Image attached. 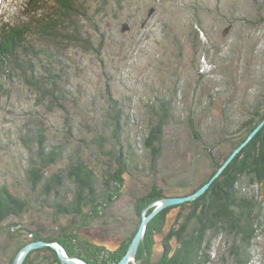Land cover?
Returning a JSON list of instances; mask_svg holds the SVG:
<instances>
[{
  "label": "rangeland",
  "instance_id": "rangeland-1",
  "mask_svg": "<svg viewBox=\"0 0 264 264\" xmlns=\"http://www.w3.org/2000/svg\"><path fill=\"white\" fill-rule=\"evenodd\" d=\"M123 1L118 9L115 0H78L79 14L73 20L80 32L77 36L86 44L81 41L73 46L65 39L52 42L33 35L34 56L42 60L40 64L32 60L34 68L39 67L32 81L46 74L42 53H53L51 68L63 72L59 86L63 92H54L57 99L28 86L22 77H5L7 91L0 92V186L30 199L32 205L22 220L7 224L52 235L57 226L70 222L55 217L50 208L41 209V189L34 192L28 183L26 172L35 156L39 130L47 138V150L55 145L65 148L51 172L67 171L79 155L94 161L95 156L101 157L100 149L120 148L126 151L127 172L119 196L98 216L77 220L76 230L80 239L116 252L137 228L136 199L152 187L170 195L190 193L211 172L212 162L204 149L210 148L213 160H218L231 147L235 130L258 106L264 92V0ZM27 2L0 0V26L25 22ZM53 8L48 2L39 14L53 12ZM123 25L128 30L122 32ZM259 108L264 110V106ZM160 118L166 123L158 143L160 152L153 160L143 142ZM95 167L99 176L101 160H95ZM239 189L260 213L250 264H264V190L246 181ZM73 192L67 183L61 197L71 199ZM54 197L52 192L49 201ZM154 203L143 209L141 217L152 214ZM180 213L179 208L170 211L161 231L151 234L148 224L159 213L153 216L134 259L127 264L140 260L156 264ZM190 226L194 228L193 223ZM207 240L212 245L208 264H235L229 237L210 233ZM167 245L175 247L172 235ZM12 247L10 256L17 248ZM70 258L87 264L79 257Z\"/></svg>",
  "mask_w": 264,
  "mask_h": 264
},
{
  "label": "trees",
  "instance_id": "trees-1",
  "mask_svg": "<svg viewBox=\"0 0 264 264\" xmlns=\"http://www.w3.org/2000/svg\"><path fill=\"white\" fill-rule=\"evenodd\" d=\"M115 1L118 9H121L124 1ZM48 2L53 4L54 11L39 14L42 6ZM77 4H79L78 0H28L24 14L25 22L13 26L9 24L0 26V92L7 91L3 87L4 79L8 81L14 75L22 77L28 86L50 98H55L54 92H63V89L59 88L62 82L60 80L62 68L56 70L60 75L54 72V67L51 68L54 66L51 63L53 53H42L45 56V62L41 66L47 67L46 74L37 77L35 82L32 81L39 71L38 65L34 68L35 63L32 60L37 61L38 64L42 60V57L34 56L36 54L32 47V39L33 35H36L52 42L65 39L74 44L73 46L81 41L86 44L82 37L77 36L80 32L74 25L73 19L79 14ZM259 99L258 106L235 130L237 134L231 140V147L221 153L218 160H213L210 148L204 149L206 156L212 162L211 172L190 193L180 196L170 195L157 187H152L146 196L136 199L134 213L138 219L137 228L132 233V238L130 237L127 243L121 244L116 252L80 239L76 230L78 229L77 220L98 216L99 212L108 209L119 196V191L123 187V175L127 172L124 159L126 151L123 152L120 148L116 150L113 147L107 148V151L100 149L101 157L95 156L94 161L83 159L79 155L73 163L69 164L67 171L51 172L50 169L56 167L61 161L65 148L62 145H55L47 150V138L43 130H39L35 135L37 137L35 156L31 159L26 172L28 183L34 192L41 189L40 194L43 198L39 199L40 202L38 201L41 209L50 208L55 217L69 218L70 222L66 226H57L52 235H46L41 229L34 230L18 224H7L12 219L22 220L29 213L32 205L30 199L12 192L6 185L0 186V264H13L16 253L32 242L58 243L68 256L79 257L87 264H117L132 242L141 222V213L146 206L164 198H182L196 193L212 180L231 154L264 122V110L259 108L264 106V92ZM58 107L62 108V105L58 104ZM165 123L166 119L160 118L149 129L143 142L153 160L160 152L158 143ZM114 126V129H117V124ZM190 129L194 132L195 127L191 125ZM196 137L199 139L198 136ZM98 159L103 165L102 172L98 173L99 176L95 172L97 170L95 160ZM244 181L249 186L262 187L264 190V123L199 198L165 208L148 224L151 234L160 232L166 221V214L173 209H181L182 213L177 215L178 218L170 229L169 236L164 239L163 252L156 264L211 263L212 245L207 240V235L210 233L227 236L232 240L230 248L235 250L232 254L235 264H250V250L260 227V213L253 206L254 204L250 203L251 200L241 193L239 187ZM67 183L72 185L74 192L71 199L64 200L61 192ZM52 192L55 199L50 202L49 197ZM184 209H188V213H184ZM191 223L194 224V228H191ZM170 235L176 241L174 248L167 245ZM74 241L77 245L73 243ZM12 246L17 248L10 256ZM98 252L101 253L98 255L101 259L94 260L93 256ZM139 258L137 256L136 259L139 261ZM23 264L61 263L54 250L43 247L30 253ZM139 264H146V262L140 260Z\"/></svg>",
  "mask_w": 264,
  "mask_h": 264
},
{
  "label": "water",
  "instance_id": "water-1",
  "mask_svg": "<svg viewBox=\"0 0 264 264\" xmlns=\"http://www.w3.org/2000/svg\"><path fill=\"white\" fill-rule=\"evenodd\" d=\"M128 30V26L127 25H123L122 27V32ZM264 123V122H263ZM263 123L255 129V131L249 136V138L247 139L246 142H244L240 147H238L232 154L231 156L225 161V163L222 165V167L219 169V171L214 175V177L212 178V180L207 183L206 185H204L202 188H200L196 193L192 194L191 196H187V197H182V198H164L161 199L159 201H156L154 203V205L156 206L155 210L152 212V214L148 217H142L141 218V222L138 228V231L136 232L127 253L125 254V256L122 258V260L118 263V264H127L131 259H134L136 252H137V248H138V244L140 242V238L141 235L145 229V226L147 224V222L155 215H157L158 213H160L162 210H164L165 208L171 207V206H175V205H180L183 204L184 202H192L194 200H196L197 198H199L209 187L210 183L216 178L218 177L221 172L224 170V168L233 160V158L240 152V150L254 137V135L259 131V129L262 127ZM43 247H51L56 251V254L59 258V260L63 263V264H79V261L77 259H73L67 256V254L65 253V251L58 246V244L55 243H44V242H32L28 245H26L23 249L20 250L16 260L14 261L13 264H22L25 257L27 256V254L34 250V249H41Z\"/></svg>",
  "mask_w": 264,
  "mask_h": 264
}]
</instances>
